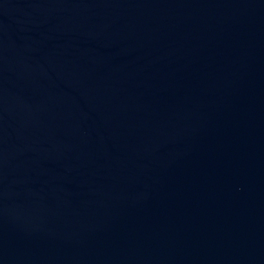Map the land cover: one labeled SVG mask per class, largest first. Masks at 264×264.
<instances>
[{
  "label": "water",
  "instance_id": "1",
  "mask_svg": "<svg viewBox=\"0 0 264 264\" xmlns=\"http://www.w3.org/2000/svg\"><path fill=\"white\" fill-rule=\"evenodd\" d=\"M0 264H264V0H0Z\"/></svg>",
  "mask_w": 264,
  "mask_h": 264
}]
</instances>
